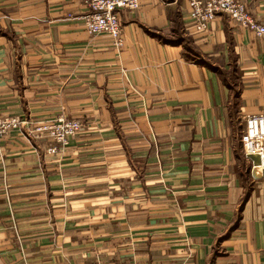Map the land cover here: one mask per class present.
<instances>
[{"label": "crops", "instance_id": "1", "mask_svg": "<svg viewBox=\"0 0 264 264\" xmlns=\"http://www.w3.org/2000/svg\"><path fill=\"white\" fill-rule=\"evenodd\" d=\"M264 23V0H241ZM186 0L120 9L123 44L84 0H0V264H264V172L244 116L264 112V37ZM81 129L48 153L28 130Z\"/></svg>", "mask_w": 264, "mask_h": 264}, {"label": "built area", "instance_id": "2", "mask_svg": "<svg viewBox=\"0 0 264 264\" xmlns=\"http://www.w3.org/2000/svg\"><path fill=\"white\" fill-rule=\"evenodd\" d=\"M187 15L197 30H206L209 23L220 14H225L241 27L264 37V23L256 20L241 0H186ZM86 12L82 15L83 24L91 35L105 33L112 39L113 45L123 44L121 24L118 16L120 9L132 10L140 6L141 0H84ZM29 119L18 115H0V137L8 130L28 126ZM83 122L78 118L58 115L34 123L28 130L44 136L49 142L46 152H57L73 135L81 129ZM244 157L251 161L249 155H256V165L264 172V112H252L244 116L239 135Z\"/></svg>", "mask_w": 264, "mask_h": 264}, {"label": "water", "instance_id": "3", "mask_svg": "<svg viewBox=\"0 0 264 264\" xmlns=\"http://www.w3.org/2000/svg\"><path fill=\"white\" fill-rule=\"evenodd\" d=\"M249 158L252 160V163H253V166L251 167V174L254 177H258L259 174H257V172H256V170H257L256 165L259 163V158L256 155H249Z\"/></svg>", "mask_w": 264, "mask_h": 264}, {"label": "bare ground", "instance_id": "4", "mask_svg": "<svg viewBox=\"0 0 264 264\" xmlns=\"http://www.w3.org/2000/svg\"><path fill=\"white\" fill-rule=\"evenodd\" d=\"M256 169H257V170H256L257 174H259V171H260V170H259V168H258V167H256Z\"/></svg>", "mask_w": 264, "mask_h": 264}, {"label": "rangeland", "instance_id": "5", "mask_svg": "<svg viewBox=\"0 0 264 264\" xmlns=\"http://www.w3.org/2000/svg\"><path fill=\"white\" fill-rule=\"evenodd\" d=\"M241 148H242V145H241Z\"/></svg>", "mask_w": 264, "mask_h": 264}]
</instances>
